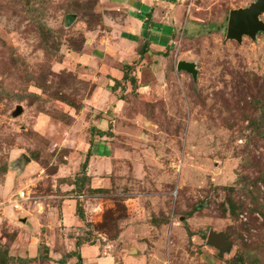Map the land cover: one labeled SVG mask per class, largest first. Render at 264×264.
<instances>
[{
    "label": "rangeland",
    "instance_id": "1",
    "mask_svg": "<svg viewBox=\"0 0 264 264\" xmlns=\"http://www.w3.org/2000/svg\"><path fill=\"white\" fill-rule=\"evenodd\" d=\"M255 1H181L156 83L99 0H0V264H264V33L227 38ZM100 143L93 185L81 167ZM67 199L79 226L61 221Z\"/></svg>",
    "mask_w": 264,
    "mask_h": 264
},
{
    "label": "crops",
    "instance_id": "2",
    "mask_svg": "<svg viewBox=\"0 0 264 264\" xmlns=\"http://www.w3.org/2000/svg\"><path fill=\"white\" fill-rule=\"evenodd\" d=\"M100 4L106 9H110L116 20L113 17L105 18L111 25L119 26L114 28V32H119L118 43L120 48L125 51V54L130 55V61H141L149 66L156 83H160L169 63L172 50L178 42V33L182 27V2L183 0H99ZM122 24V25H121ZM188 32L187 29L183 30ZM146 50L142 53L140 50ZM133 49L132 52L128 51ZM124 52H121L120 61H124L126 66H129ZM178 64V62H177ZM146 65V66H147ZM156 69V70H155ZM120 72V71H119ZM124 77V76H122ZM118 78V77H117ZM148 87L146 85L141 88ZM121 101L122 99H118ZM103 135H106L103 132ZM103 145V146H102ZM92 146V145H91ZM96 148V153H93L90 147L87 150V155L82 165V170L93 185L99 183V173L101 169L90 168L89 163L96 162L98 154L108 157L106 154L107 148L103 143H100ZM59 212L62 215V223L64 225L79 226L82 224L79 216L76 215L77 207L73 205L72 200H64L59 206ZM78 214V213H77ZM95 246L83 245L81 253L83 257L90 259L98 253L94 250ZM82 260L80 253L77 254ZM85 255V256H84ZM78 258V257H77ZM79 261V259H78ZM82 262V261H81Z\"/></svg>",
    "mask_w": 264,
    "mask_h": 264
},
{
    "label": "water",
    "instance_id": "3",
    "mask_svg": "<svg viewBox=\"0 0 264 264\" xmlns=\"http://www.w3.org/2000/svg\"><path fill=\"white\" fill-rule=\"evenodd\" d=\"M263 13L264 0H256L247 8L232 10L228 19L227 38L241 42L243 36L254 38L259 32L264 33V21L261 19ZM177 70L189 72L194 77L197 75L196 66L192 62L179 61ZM207 244L221 251H226L231 246L224 233L215 231L209 232Z\"/></svg>",
    "mask_w": 264,
    "mask_h": 264
},
{
    "label": "trees",
    "instance_id": "4",
    "mask_svg": "<svg viewBox=\"0 0 264 264\" xmlns=\"http://www.w3.org/2000/svg\"><path fill=\"white\" fill-rule=\"evenodd\" d=\"M144 49H145V48H144V46H143V48H142L140 51H141L142 53H144V52L146 51V50H144ZM136 83H137V79H136V78H132V79H131V84H132L133 87L137 85ZM84 167H85V164L83 165L82 168H84ZM78 210H79V209H78ZM233 211H234V208H233ZM78 216H79V218H81L82 220L84 219V214H83L82 211H79V212H78ZM244 231H246V232L248 233L249 237H251L252 232H251V227H250L249 223L245 224V229H244ZM74 256H77V257H78V259H79L78 263L81 264V261H82V260H81L80 256H78L77 254H74ZM0 259H1V263H4L6 258L1 257ZM237 264H245V263H244L242 260H237Z\"/></svg>",
    "mask_w": 264,
    "mask_h": 264
},
{
    "label": "built area",
    "instance_id": "5",
    "mask_svg": "<svg viewBox=\"0 0 264 264\" xmlns=\"http://www.w3.org/2000/svg\"><path fill=\"white\" fill-rule=\"evenodd\" d=\"M28 199V192L22 190L16 194L15 198L13 199L12 203L15 208H21L22 202Z\"/></svg>",
    "mask_w": 264,
    "mask_h": 264
}]
</instances>
